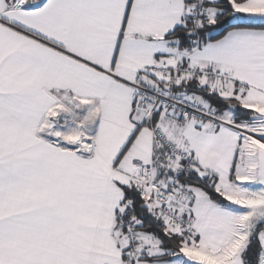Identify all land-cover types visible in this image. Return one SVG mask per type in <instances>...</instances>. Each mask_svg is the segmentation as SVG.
<instances>
[{
    "label": "snow or ice",
    "instance_id": "obj_1",
    "mask_svg": "<svg viewBox=\"0 0 264 264\" xmlns=\"http://www.w3.org/2000/svg\"><path fill=\"white\" fill-rule=\"evenodd\" d=\"M0 264H264V0H0Z\"/></svg>",
    "mask_w": 264,
    "mask_h": 264
}]
</instances>
